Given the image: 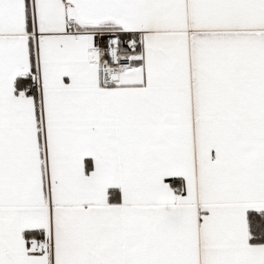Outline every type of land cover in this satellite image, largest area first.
Segmentation results:
<instances>
[{
	"label": "snow or ice",
	"instance_id": "1",
	"mask_svg": "<svg viewBox=\"0 0 264 264\" xmlns=\"http://www.w3.org/2000/svg\"><path fill=\"white\" fill-rule=\"evenodd\" d=\"M0 264H264V0H0Z\"/></svg>",
	"mask_w": 264,
	"mask_h": 264
}]
</instances>
